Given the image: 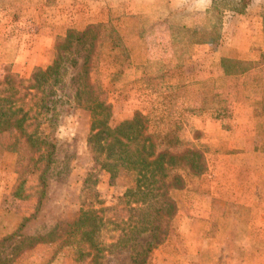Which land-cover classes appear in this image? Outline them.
I'll use <instances>...</instances> for the list:
<instances>
[{
  "label": "rangeland",
  "instance_id": "rangeland-1",
  "mask_svg": "<svg viewBox=\"0 0 264 264\" xmlns=\"http://www.w3.org/2000/svg\"><path fill=\"white\" fill-rule=\"evenodd\" d=\"M83 3L0 0V79L6 68L23 78L34 68L44 69L53 59L56 37L67 29L81 30L90 20L100 23L102 15L87 16ZM220 11L222 22L226 10ZM247 12L231 15L235 30L225 36L220 29L218 45L189 48L187 58L179 48L182 64L175 71L167 63L162 71L160 61H154L147 65L144 78L131 67L124 69V77H112L121 68L116 54L102 44L92 50L88 77L109 106V126L134 112L146 118L150 133L180 122L185 136L193 137L204 152L202 174L181 172L183 187L171 192L176 214L165 240L150 250L144 264H264V0H254ZM111 23L99 24V31H112L120 38L121 24ZM177 33L190 41L200 38L198 31ZM149 36L147 42L154 44L151 56L156 53L153 58L168 62L167 41L157 30ZM87 49L86 38L59 50L58 73L43 88L49 109L40 118V130L55 150L37 204L9 197L16 179L14 155L0 148L2 263L83 264L56 248L67 225L87 208L101 210L104 221L98 234L104 251L98 264H137L142 258L149 234L135 232L132 226L145 206L124 205L126 181L100 170L87 143L94 116L77 92ZM225 52L233 61L257 65L226 78L221 70L232 76V59L214 61Z\"/></svg>",
  "mask_w": 264,
  "mask_h": 264
},
{
  "label": "trees",
  "instance_id": "trees-1",
  "mask_svg": "<svg viewBox=\"0 0 264 264\" xmlns=\"http://www.w3.org/2000/svg\"><path fill=\"white\" fill-rule=\"evenodd\" d=\"M210 1L204 29L199 34V41H196L202 44L218 41L221 29L220 10L242 14L250 2ZM262 19L264 25V14ZM88 35H91L90 38ZM86 38L88 49L82 58L80 88L77 92L83 102L90 105L94 116L87 143L93 155L92 160L100 170L109 177L123 178L126 181L121 194L124 205L145 206L132 226L136 228L135 232L149 234V240L142 250V258L137 263L144 264L150 250L165 240L169 223L176 214L171 192L183 187L181 172L194 176L202 174L205 170L204 152L193 143V137L185 136V126L180 122H172L160 133H150L146 118L139 112H134L129 119L113 126L108 125L109 106L99 98L98 88L90 83L88 77L92 50L102 44V47L105 46L116 54V61L118 65L121 64V68L112 77L117 74L124 77V69L130 65L127 51L118 35L112 31L102 34L99 24H88L81 30L67 29L62 37H56L51 63L44 69L34 68L26 78L7 68L3 71L0 79V148L14 155L13 168L16 175L9 197L21 203L37 204L44 194L43 177L50 165L55 146L42 136L40 130V118L49 109L43 88L58 73L61 62L59 50L71 42L80 44ZM185 41L192 42L188 38ZM230 62L233 65L231 74L234 75L243 74L257 65V62ZM26 220L27 217L21 219L18 227H22ZM103 224L101 210L87 208L79 211L77 217L67 225L63 237L58 240L56 250L69 255L75 263L98 264L104 251L98 236Z\"/></svg>",
  "mask_w": 264,
  "mask_h": 264
},
{
  "label": "crops",
  "instance_id": "crops-1",
  "mask_svg": "<svg viewBox=\"0 0 264 264\" xmlns=\"http://www.w3.org/2000/svg\"><path fill=\"white\" fill-rule=\"evenodd\" d=\"M83 12L87 16H95L96 14H101L102 19H99L98 24H105L107 22L115 23L119 22L121 26L118 27L119 35L123 46L125 47L130 63L131 69L139 71L140 77H145V69L147 65H150L154 61H160L162 71L166 70L167 66L172 65V69L179 68L182 64V56L178 55L181 47H183L185 58H187V53L189 55V48H201V47H211L208 44H202L196 41L186 42L185 38L178 37L176 33L178 31H189L199 33L202 32L205 26V14L210 7V0H84ZM250 1L244 12L248 13L249 7L252 5ZM87 7V8H86ZM242 14H245V13ZM225 16L222 17L221 22V32H224L225 36H230L235 28L230 24L233 22L234 16L228 11H225ZM237 15V14H236ZM241 15V14H238ZM243 16V15H242ZM226 18H230L227 20ZM111 23V24H112ZM88 24H93V22L87 21L85 27ZM118 24V25H119ZM132 24V25H131ZM114 27V24H112ZM157 30L163 37V42L167 41L168 51L165 55L168 57V62L164 60H158L153 58L156 53L151 56L150 49L154 44L148 43L151 38H149V33ZM124 37L122 38L121 35ZM126 34V35H125ZM153 34V33H152ZM230 34V35H229ZM128 35V36H127ZM223 36V35H222ZM224 37V36H223ZM149 38V40H148ZM158 40V38H155ZM219 42V41H218ZM218 42L215 45H218ZM174 44V46H172ZM215 45H212L215 46ZM188 49V50H187ZM227 51V49L225 50ZM135 59V64L133 60ZM221 59H232L227 58V53L223 57H214L215 63L224 61ZM139 60V62H138ZM236 61H246L250 60L239 59ZM165 63V64H164ZM264 65V64H263ZM222 76L230 78L236 75L225 73L223 70ZM153 76V75H147ZM176 76V75H175ZM155 77V76H153ZM169 88V86H166ZM183 262V261H182ZM183 264H186L185 262Z\"/></svg>",
  "mask_w": 264,
  "mask_h": 264
}]
</instances>
